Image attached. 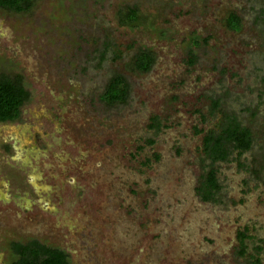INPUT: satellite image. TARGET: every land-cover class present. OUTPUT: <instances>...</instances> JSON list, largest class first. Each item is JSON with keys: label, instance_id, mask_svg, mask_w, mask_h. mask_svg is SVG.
Masks as SVG:
<instances>
[{"label": "rangeland", "instance_id": "374dc122", "mask_svg": "<svg viewBox=\"0 0 264 264\" xmlns=\"http://www.w3.org/2000/svg\"><path fill=\"white\" fill-rule=\"evenodd\" d=\"M125 6L139 24H118ZM142 48L147 74L127 68ZM0 72L30 94L0 124V264L34 240L69 264H264V0H34L0 10ZM116 74L129 95L111 107L99 96ZM227 118L251 147L213 162L204 139Z\"/></svg>", "mask_w": 264, "mask_h": 264}, {"label": "trees", "instance_id": "16d2710c", "mask_svg": "<svg viewBox=\"0 0 264 264\" xmlns=\"http://www.w3.org/2000/svg\"><path fill=\"white\" fill-rule=\"evenodd\" d=\"M34 0H0V10L17 14L27 13L33 7ZM140 13L136 6H125L117 11L116 19L120 26H135L140 23ZM224 27L231 32L242 30V19L234 11H229L224 20ZM194 46H198L197 39H191ZM206 42V39H203ZM191 53V52H190ZM193 64L195 59L190 58ZM155 63V53L149 48L138 50L128 62L127 68L138 74H147ZM129 84L122 74L114 75L105 86L99 100L107 106L124 104L128 99ZM30 94L25 89L20 77L12 80L9 76H0V122H14L20 116V108L29 100ZM217 105V103L215 104ZM156 124V123H155ZM158 125V124H156ZM250 130L242 127L236 120L227 118L222 123L219 133L210 132L205 136L204 146L207 155L213 162L225 161L229 155V148L239 156L251 147ZM215 171H210L202 182L199 190L205 200H209L218 191ZM241 245L248 237L239 233ZM15 260L12 264H69L68 254L60 249L48 247L38 241H31L26 245L12 244Z\"/></svg>", "mask_w": 264, "mask_h": 264}, {"label": "flooded vegetation", "instance_id": "af4514ba", "mask_svg": "<svg viewBox=\"0 0 264 264\" xmlns=\"http://www.w3.org/2000/svg\"><path fill=\"white\" fill-rule=\"evenodd\" d=\"M1 74L2 75L5 74L6 76H9L12 80H15V81L18 80V78H19L18 75H10V74H6V73H3V72H0V76H1ZM22 107L20 108V113H21ZM4 123H8V122H0V124H4ZM5 125H7V124H5ZM3 130H4L5 134L8 133V132L15 133V130H17L18 133H22L24 131V130H22V128H19V126L18 127H13V126H10V125L5 126V128ZM26 138H28V140H25V141H27V143H30L32 139H30L28 136H26ZM37 139H39V136L37 137ZM1 142H2V144H1V147H0V152L8 149V142L4 138H0V143Z\"/></svg>", "mask_w": 264, "mask_h": 264}]
</instances>
